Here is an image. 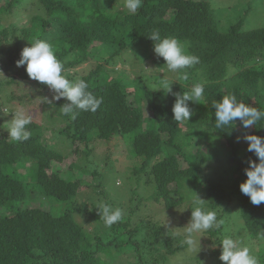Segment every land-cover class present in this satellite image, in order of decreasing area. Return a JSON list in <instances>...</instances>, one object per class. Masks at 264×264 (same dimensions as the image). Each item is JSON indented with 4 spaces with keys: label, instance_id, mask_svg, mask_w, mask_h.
<instances>
[{
    "label": "trees",
    "instance_id": "16d2710c",
    "mask_svg": "<svg viewBox=\"0 0 264 264\" xmlns=\"http://www.w3.org/2000/svg\"><path fill=\"white\" fill-rule=\"evenodd\" d=\"M12 1L4 6L0 0V24L4 15H13L27 0H16V6ZM33 1L31 7L36 9H32L28 26H14L12 30L0 27V58L6 57L7 69H16L22 49L36 40L51 44L65 73L86 63L95 47L108 55V62L133 45L146 46L149 54L154 44L147 36L153 31L176 38L189 54L199 57V63L179 72L180 80L189 87L202 83L205 88L206 109L197 111L189 120L175 121L166 91L150 85L144 75L132 78L136 87L128 91L116 76L110 78L104 67L98 65L82 79L88 83V91L102 98L100 107L95 112L78 111L76 119L63 114L66 125L58 133L70 139L74 154L80 153L82 145L89 147L94 138L109 142L116 136L134 134L132 153L142 159L146 181L155 184L157 201L172 209L185 201L186 190L196 193L203 200L201 203H206L202 208L215 211L217 220L224 222L219 229L204 231L209 235L208 242L221 245L227 237L225 225L233 212L240 214L247 240H264V202L253 205L239 187L247 179L244 170L248 160L258 162V159L253 152L237 154L241 121L237 119L233 125L217 129L213 107V102L223 95L235 94L239 101L264 110V27L244 28L250 10L245 9L243 16L224 32L206 0H142L135 12L124 6L125 0L119 6L112 5L111 0ZM11 32L18 38L12 46L3 48L2 42L10 41ZM146 60L150 61V57ZM163 64H166L163 58L154 60V67ZM18 68L31 79L26 66ZM182 73H187V79L182 78ZM124 76L131 79L128 73ZM68 79L74 82L69 74ZM11 83L22 88L15 79ZM24 87L29 97L32 88ZM39 89L34 90L37 98L46 101L50 88L40 83ZM9 97L12 101H23L15 93ZM2 105L0 101V112ZM5 122L0 113V264H165L170 256L186 247L178 235L139 213L141 199L136 193H132V199L140 203L118 207L122 218L104 228V237L87 232L71 214L85 209L73 207L56 215L38 205L20 208L32 196L63 205L75 199L84 187L81 179H65L55 167L68 157L45 142L43 125L31 120L27 126L29 139L14 141ZM247 130L264 137V121ZM211 137H221L227 147L223 151L228 161L225 174L210 179L202 177L206 167L202 151L189 160L187 168H182L178 154L193 142L202 138L210 141ZM211 147L218 149L214 144ZM89 154L90 150L82 156ZM75 166L71 162L68 172L76 170ZM106 201L107 197L104 205ZM86 211L99 221L94 213ZM219 250L222 251V246ZM213 252L217 264H224L219 259L221 254ZM257 261L264 264V251Z\"/></svg>",
    "mask_w": 264,
    "mask_h": 264
},
{
    "label": "rangeland",
    "instance_id": "374dc122",
    "mask_svg": "<svg viewBox=\"0 0 264 264\" xmlns=\"http://www.w3.org/2000/svg\"><path fill=\"white\" fill-rule=\"evenodd\" d=\"M206 1L211 3L212 9L215 10L214 13L216 17L219 18L221 28L224 32L228 31L231 25L236 23L239 16H243L245 9L250 10L243 23L245 29L249 30L257 27H264V0ZM10 2L11 0H1V4L4 6L8 5ZM33 2V0H27L23 6L14 11L13 15H4L0 27L12 30L11 28L14 26H28L30 23L29 19L33 15L32 9H36V7H31ZM121 2H123V0L110 1L112 5L114 3L116 6H119ZM12 3L13 6L18 4L16 0H13ZM49 31L54 33L53 30ZM60 34L62 35L63 31ZM17 38L18 36L11 32L10 41L7 40L2 42L3 48L12 46ZM149 57L150 61L146 60ZM70 58H72V56H70L69 59ZM159 58L160 57L155 55L154 50L147 54L146 46L133 45L128 47L127 50L118 53L116 57L108 62V55L101 50V48L95 47L86 63L68 73L64 72L63 75L68 79L69 74L73 77L74 82H76L81 80L84 76H87L90 72L96 70L98 65H102L107 76L110 78L116 76V79L123 83L128 91H133L136 87V82L132 80V78L142 74L149 81L150 85L162 88L166 91L168 103L173 107L175 102L174 94L189 92L191 87H189L186 81L180 80L179 72L168 70L166 64H163L161 67H154V60L156 59V61H158ZM2 60L4 63H1ZM6 61V57H4V59L0 58V101L1 104H3L0 113L2 118L6 120L5 123L7 127L11 126L14 113L21 110L26 115L30 116L31 120L43 125L45 131L42 136L45 142L53 145V147L55 146L54 148L57 149V151L68 157L66 162L61 165L56 164L55 167L61 170L62 177L65 179H81L84 187L75 199L66 203L67 205L49 201L42 196L33 199L32 196L28 202L19 207L26 208L38 205L42 206L45 210H53L56 215L65 213L67 209L72 210L73 207H77L79 210L85 209L83 212L73 211L71 214L76 222L87 232L92 235L104 237L103 233L106 231L104 228L109 227L105 225L98 212V208L104 205V198H108L105 204L115 210L118 207L131 206L135 202L140 203L139 200L134 201L132 199V193H136L138 198L141 199L139 213L149 216L154 224H161L162 227L169 230L171 233L178 235L184 243L185 227L191 220V209L193 208V201L196 197V193L190 194L186 190L185 201L172 209L166 208L162 202L157 201V199L154 198L156 194L155 184L146 181L147 178H145V173L147 171L143 169L142 159L132 153L130 144L134 134L116 136L109 142L97 137L93 139L89 147L82 145L80 147V153L74 154L72 152L73 148L70 145V139L58 133V129L66 125V122L62 118L63 113L61 111V107L65 103H68L66 98H64V102H61V99L54 100V93L52 91L47 93L46 101L43 98H37V92L34 90H40V82L26 78V74L23 72L22 68L7 69L5 66ZM125 73H128L131 79L124 76ZM13 79L19 81L22 88L16 87L15 84L11 83ZM165 83L170 85L171 92H167ZM25 85L29 88L31 86L32 88L33 93H31L29 97L27 96ZM10 93L21 95L23 101H12V97H9ZM48 101H51V103H48ZM188 105L193 115L199 110L206 109L207 106L203 98L200 103L188 101ZM241 123L242 122H239L240 129L236 139L238 145L237 154L239 156H243L249 152L247 151V142L243 137L245 134H250V132L243 128ZM213 144L217 146L218 149L212 148L211 146ZM89 150L90 154L88 157L82 156L88 153ZM198 151H202V153H204V159H206V167L204 171H202V177L210 179L225 174L226 171L224 168L228 169V161L225 156L226 153H224L227 151V147L224 145L221 137H211L210 141L202 138L197 142H193L191 147L178 154L181 167L187 168L189 160L197 154ZM71 162L77 164L78 168L75 166V168H77L76 170L68 172V165ZM71 173L72 175H70ZM184 188L185 185H183L181 192ZM205 204L206 203H201V207ZM86 210H90L94 213L99 221H97L91 213H87ZM225 226L226 228L224 231L227 232V237L239 240L241 246L248 247L250 249V254L254 255L257 260H259V254L264 251V240H247L244 222L238 212L232 213L230 222ZM208 237L209 235L204 233V231L195 233L194 239L197 241V244L191 249L187 246L182 248L180 251L170 256L165 264H217L218 258L213 251L221 254L219 248L222 245L211 243V241L208 242ZM205 251L207 252L205 253L206 255L204 254ZM109 262H112V260H109Z\"/></svg>",
    "mask_w": 264,
    "mask_h": 264
},
{
    "label": "clouds",
    "instance_id": "9594fccd",
    "mask_svg": "<svg viewBox=\"0 0 264 264\" xmlns=\"http://www.w3.org/2000/svg\"><path fill=\"white\" fill-rule=\"evenodd\" d=\"M141 5L142 0H125L124 6L130 12H135ZM147 37L153 41L155 55L166 61L168 70L180 72L199 63V57L189 54L176 38L163 37L159 31H153ZM16 63L18 67L26 66L29 78L47 85L54 93V100L66 98L68 103L61 107V111L65 115L70 114L72 119H76L78 111H97L102 103V98H97L88 91V83L85 80L72 82L63 75L64 65L57 58L51 44L46 40H36L30 46L24 47L20 53V59ZM182 78L187 79V73H182ZM165 87L167 92H171L169 84L165 83ZM204 93V84L196 83L189 92L174 94L175 102L172 107L174 120L177 122L189 120L193 112L189 108L188 101L200 103ZM48 103H51V101H48ZM213 107L215 108V127L217 129L233 125L237 119L242 122L245 129L264 121V110H259L239 101L235 94L223 95L222 99L213 102ZM30 123L31 117L22 110L15 112L11 120V126L7 129L9 136L14 141L29 139L30 132L27 130V126ZM243 139L247 142V151L253 152L258 162L248 160V167L244 170L247 179L239 187L241 192L250 198L253 205H260L264 202V137L245 134ZM201 201L203 200L196 195L191 210V220L185 227L184 244L189 249L197 244L194 239L195 233L212 228L219 229L224 223L223 220H217L214 211H205L201 207ZM98 212L100 218L108 227H111L122 218V212L119 208L113 210L106 204L98 208ZM220 244L222 245V251L219 259L224 264H258L257 258L250 254V249L241 246L239 240L225 237Z\"/></svg>",
    "mask_w": 264,
    "mask_h": 264
}]
</instances>
